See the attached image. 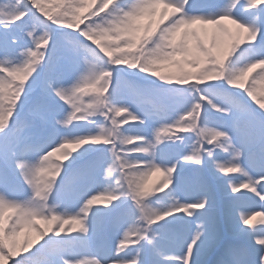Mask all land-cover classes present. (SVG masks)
<instances>
[{"label":"snow or ice","instance_id":"6c2138e0","mask_svg":"<svg viewBox=\"0 0 264 264\" xmlns=\"http://www.w3.org/2000/svg\"><path fill=\"white\" fill-rule=\"evenodd\" d=\"M0 264H264V0H0Z\"/></svg>","mask_w":264,"mask_h":264},{"label":"rangeland","instance_id":"374dc122","mask_svg":"<svg viewBox=\"0 0 264 264\" xmlns=\"http://www.w3.org/2000/svg\"><path fill=\"white\" fill-rule=\"evenodd\" d=\"M256 210H257V211H260V209H259V208H257ZM259 219H260V218H259V217H257V218H256V221H254V223H258V222H259Z\"/></svg>","mask_w":264,"mask_h":264}]
</instances>
